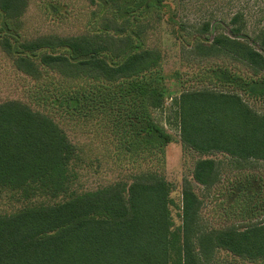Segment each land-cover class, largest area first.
I'll use <instances>...</instances> for the list:
<instances>
[{
	"label": "trees",
	"instance_id": "1",
	"mask_svg": "<svg viewBox=\"0 0 264 264\" xmlns=\"http://www.w3.org/2000/svg\"><path fill=\"white\" fill-rule=\"evenodd\" d=\"M186 1L192 0H91L97 29L90 34L21 40L15 21L28 0H0V43L26 75L39 79L47 69L74 83L52 87L42 98L61 117H100L120 149L154 153L172 139L152 117L170 95L159 51L144 47L143 23L152 14L174 22L169 4ZM212 30L206 23L194 37L199 54L230 56L251 74L211 67L207 74L220 89L184 90L172 100L180 142L199 155L192 181L205 189L220 180L213 154L229 158L234 170L264 164V113L246 102L264 100V54L238 37L240 29L210 42L202 38ZM75 157L49 115L15 100L0 103V194L31 202L0 215V264H222L220 252L264 264V174L246 171L224 187L218 195L224 224L214 227L204 223L202 200L189 182L177 205L169 183L154 172L129 184L72 191Z\"/></svg>",
	"mask_w": 264,
	"mask_h": 264
},
{
	"label": "rangeland",
	"instance_id": "2",
	"mask_svg": "<svg viewBox=\"0 0 264 264\" xmlns=\"http://www.w3.org/2000/svg\"><path fill=\"white\" fill-rule=\"evenodd\" d=\"M169 7L174 22L167 21L166 15L160 20L152 14L144 21L142 31L144 47L157 50L161 55L159 73L163 76V87L170 95L162 108L152 111L154 121L172 138L164 148L154 153L139 148L128 154L119 148L117 134L111 128L106 129L105 121L100 117L84 121L61 117L42 98L51 92L52 87L63 88L68 82L69 86L74 83L47 69L43 70L45 73L39 79L26 75L15 66V57L8 54L1 43L0 103L9 100L24 103L34 111L49 115L64 130L76 155L69 167L72 191L80 194L116 183L129 184L142 173L154 172L169 183L171 198L177 205L181 202L182 189L189 182L202 200L201 216L204 223L220 227L224 223L219 217V193L240 173L249 171L264 174V164L255 162L249 169L234 170L229 158L213 154L211 158L219 164V182L210 189L193 183L192 169L199 155L180 142L172 100L184 90L220 89L207 74L211 67L239 69L241 75L250 76V70L230 56L218 54L203 57L201 51L194 47L193 39L199 37L200 29L206 23L213 25L211 32L202 35L209 42L214 36H231V30L240 29L238 37L254 42L255 47L264 54V48L259 46L264 37V0H192L170 3ZM94 10L96 6L91 4V0H28L24 13L15 21L16 31L21 40L90 34L91 29H97L91 17ZM57 14L63 17L55 20ZM234 17L236 22L233 24L230 21ZM260 75L264 77V72ZM246 102L258 113H264V100L254 102L247 99ZM108 125L111 127L110 123ZM37 202L34 200V203ZM30 204V201L18 200L9 192L2 193L0 215L12 214ZM176 213L174 210L173 218L178 224ZM216 259L222 264H260L236 259L224 252H220Z\"/></svg>",
	"mask_w": 264,
	"mask_h": 264
}]
</instances>
